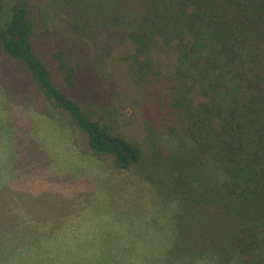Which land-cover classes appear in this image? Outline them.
Returning a JSON list of instances; mask_svg holds the SVG:
<instances>
[{
  "label": "trees",
  "instance_id": "1",
  "mask_svg": "<svg viewBox=\"0 0 264 264\" xmlns=\"http://www.w3.org/2000/svg\"><path fill=\"white\" fill-rule=\"evenodd\" d=\"M84 2L88 17L97 10L107 16L98 27L114 24L120 31L106 62L93 59L90 41L80 55L69 40L56 46L44 40L46 0H0V43L75 124L88 152L111 157L122 169L142 168L158 194L164 214L148 235L155 245L114 248L102 264H264V0ZM81 22L77 15L74 23ZM93 61L106 84L99 97L80 101L71 95L78 67L86 63L96 74ZM127 77L144 98L151 95L156 128L145 124L159 132L145 144L123 128ZM159 119L170 133L157 129ZM4 207L0 195V213ZM6 230L0 226L5 264L46 238ZM9 238L25 244L10 245ZM35 256L25 264H41L39 258L61 264L53 255V263Z\"/></svg>",
  "mask_w": 264,
  "mask_h": 264
},
{
  "label": "rangeland",
  "instance_id": "2",
  "mask_svg": "<svg viewBox=\"0 0 264 264\" xmlns=\"http://www.w3.org/2000/svg\"><path fill=\"white\" fill-rule=\"evenodd\" d=\"M71 1L75 0H46L50 13L49 28L42 29L44 40L54 46L69 40L80 55L89 52L84 47L90 41L93 59L106 62L110 52H115L120 31H114V24L98 27L107 16L97 10L88 17L84 0L81 4ZM77 15L83 19L80 25L74 23ZM125 53L123 49L121 54ZM84 66L78 67V88L71 93L80 101L99 97L106 84L99 76L100 68L95 66L93 74ZM119 73L125 72L120 69ZM131 79L123 83L120 99L123 128L145 144L159 131L145 124L146 120L156 128L149 111L150 92L144 98ZM156 123L157 129L171 132L165 129L166 121ZM140 170L119 168L111 157L88 152L75 124L45 98L23 64L2 52L0 43V195L5 205L0 226L9 233L23 230L28 239L46 237L23 249L11 264H25L33 255L47 263H53L48 261L53 255L61 264H102L111 258L108 251L117 247L152 248L155 241L150 242L148 235L161 225L159 215L164 213L155 188ZM18 208L22 212L17 213ZM26 216L33 222L25 220ZM37 226L40 231L32 232ZM8 242L25 244L17 238Z\"/></svg>",
  "mask_w": 264,
  "mask_h": 264
}]
</instances>
